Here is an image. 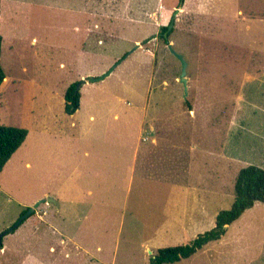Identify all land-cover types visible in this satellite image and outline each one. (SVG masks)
<instances>
[{
    "label": "rangeland",
    "instance_id": "obj_1",
    "mask_svg": "<svg viewBox=\"0 0 264 264\" xmlns=\"http://www.w3.org/2000/svg\"><path fill=\"white\" fill-rule=\"evenodd\" d=\"M26 1L10 9L6 3L11 16L0 26L8 78L0 87V123L34 131L0 175V233L48 192L57 193L60 208L74 205L76 166L94 170L79 182L92 185L97 217L75 227L66 217L75 234L79 229L78 242L41 204L15 234L7 232L12 251H0V264H10L12 253L11 264H149L159 248L212 229L213 214L234 201L239 170L264 168V0ZM177 7L167 39L189 61L186 98L181 63L161 37ZM138 43L110 76L81 86L79 118L65 114L70 84L108 71ZM87 109H98L94 120ZM46 117L61 133L79 131L78 145L37 135ZM140 122L150 140H141L131 174L114 143ZM183 182L207 195V218L178 240L170 234L180 228L170 207L175 199V210L183 205ZM166 264H264V203L246 210L221 239Z\"/></svg>",
    "mask_w": 264,
    "mask_h": 264
},
{
    "label": "crops",
    "instance_id": "obj_2",
    "mask_svg": "<svg viewBox=\"0 0 264 264\" xmlns=\"http://www.w3.org/2000/svg\"><path fill=\"white\" fill-rule=\"evenodd\" d=\"M11 2H14L12 4L15 7H20V6L25 5V2L27 3L28 1H26V0H11V1L10 0H0V26L4 25V21H5V17L6 16H8V17L11 16L10 12L5 11V7H4L5 4L8 3V7L10 9ZM4 39L5 38L3 36V41H4ZM6 78H7V75H6ZM83 96H84V93L82 94L80 108L74 114H67L65 112V109H64V112H65L66 115H69L70 117L79 118L78 117L79 116V112L82 110L81 109L82 106H84V97ZM87 110L91 111V109H87ZM97 110L98 109H92V111L89 112V114H91L92 112H96L97 113ZM118 113L119 112H115V114L113 116L114 119H120L121 115L118 114ZM89 118L91 120H94L95 119V115L91 114ZM47 120H48V117H46L45 121L43 122L44 124L42 126H40L39 131H37V135H39L40 137H46L47 136L49 141H51V138L53 137V139L55 141H59L60 145H62L63 143H73V142H75L76 146L78 145L77 141L80 139L79 138V135H80L79 131H77L76 133H70V135L61 133L58 130H56L55 128H53V126H50L49 125L50 121H47ZM130 124H134V123H130ZM71 125L76 127L78 125V123H76L75 121H72ZM156 127H157V125H156ZM28 131H29L28 136H27L26 140L24 141V143L22 145L27 144L28 139L31 137L32 133L34 132V131L32 132L31 128ZM151 131H154L153 128H152ZM55 132H56V134H55ZM142 132L144 134V131H143V128H142V122H140V126L135 127V130H134L133 133H128L129 137L125 136V138H123L121 140H115V143H114L116 145L118 151H119V155H118L119 159L121 157H122V159L124 158V163L129 167V173H131V174L134 173V172H131V171L134 170L135 158L137 156V153L140 152L141 140H143V141H149L150 140L149 134L145 136L147 138H145V139L142 138L143 137L142 136L143 135ZM152 141L154 143H157V139L156 138H153ZM71 150L73 151V148H71ZM16 152L14 153V155L16 154ZM89 153L92 154L91 151L86 152V154H88V155H89ZM128 153H129V155H128ZM12 157L7 162L5 167L11 161ZM109 157H111L110 150H109V154H108V158ZM52 159L55 160V157L52 158ZM27 165L29 166V165H31V163L27 162ZM62 167H63V163L58 162L56 160L55 163H54V169H56L57 171H61ZM79 169H80V167H77V166L72 169V172L75 173L74 174L75 175V180L73 182V187H72V190H73L72 192L74 193L75 196L71 197V202L75 201L74 205L71 204V206H69L68 210H66L65 208H60L59 199L56 196V194H57L56 192H55V194H52L50 192L45 194V196L46 195H48V196H52L53 195V197H57L56 198V201H57L56 204L55 205L53 204L55 207L54 206H50L52 204L51 202L42 203V207H44V210L47 211L46 214H48L49 216L51 215V217L53 219V221L51 223L55 227H61V229H63L65 231V233H67L69 236H71L72 240L78 241V242H79V233H78L79 229L76 227V234H75L73 232V230L70 228V226H68V221H66V217L69 216L70 218H72L71 220H73V222H71V224L72 225L75 224L74 227L75 226H83V225L89 226L90 222L92 221V223H94V221L96 220V217H97L96 216V212H95V206L96 205L94 203V198H91V195L92 194L94 195V192H93L94 189L92 190V185L87 182L88 185L84 186L83 184H81L79 182V178L81 176H91V177H93L94 170L90 169V172L87 171V173H85L84 170L80 171ZM1 173H0V175H1ZM176 183H178V182H174V184H176ZM183 184H184V185H182L183 188H181L182 189V193L185 194L183 205L180 206V208H177L175 210V206H176L175 205L176 204V199H175L174 200V204H172V206L170 207V209L171 208L173 209V212H172L173 220L175 218L176 222H178L179 226H180L179 230H177L176 232H175V230H172L174 233L170 232V234H172L173 236H176V238L178 240L179 239H185V237H186L185 234L188 233V231L190 230V228L192 227L194 222L204 223L206 218H207V216H206V214H207L206 203L208 202L207 195L206 194H204V195L201 194L200 193L201 189H196L195 186L191 187L192 184L189 183V182H183ZM198 187L201 188V185H199ZM86 188H88V189H86ZM194 190H196V191H194ZM191 198L193 199V201H192ZM96 202L98 203V201H96ZM48 204H50V205H48ZM28 207H30V206H28ZM218 212L219 211H217V212H215L213 214V217H215V223H216V216H217ZM33 216L34 215H32L31 217H28L27 220L28 219L30 220ZM102 217H103V219H106L107 217L110 218L111 216H109L108 214L103 212L102 213ZM229 227L230 226H228V229H229ZM16 230L13 231L12 234H15ZM5 237L6 236H4L3 239H2L3 246L0 247V251H5V253H7L6 246L8 247V249H10L12 251V247L11 246H13V245H10L9 243H7V242H10V241L9 240H4ZM35 237H37V236H35ZM24 238H28L29 241L28 240L27 241L31 242L30 236H24ZM13 255H14V253L9 255L11 257H9V259H7V260H10V264L12 263L11 259L14 258ZM23 256H25L24 259H26L28 255H23ZM39 262H40V260L38 261V263ZM29 264H36V263L30 262ZM44 264H46V262Z\"/></svg>",
    "mask_w": 264,
    "mask_h": 264
},
{
    "label": "trees",
    "instance_id": "obj_3",
    "mask_svg": "<svg viewBox=\"0 0 264 264\" xmlns=\"http://www.w3.org/2000/svg\"><path fill=\"white\" fill-rule=\"evenodd\" d=\"M167 29L168 25L161 27V37L166 42L168 39L164 36V32ZM173 30L169 32V36ZM2 47L3 36L0 33V87L6 78V72L1 64ZM77 83L78 81L70 84L65 92V112L67 114H74L80 108L82 92L76 89ZM28 133L27 128L0 123V173L14 153L22 146ZM256 202L264 203V168L250 164L239 170L235 182L234 201L230 208L223 209L217 214L216 223L212 229L199 234L189 243L159 248L149 264L175 263L191 257L211 242L221 239L226 234L228 226L238 220L246 210L252 208ZM28 209L29 207L23 210L22 214ZM34 214L35 212L32 215ZM23 222L18 224L14 231ZM2 246L3 242L1 241L0 247Z\"/></svg>",
    "mask_w": 264,
    "mask_h": 264
},
{
    "label": "water",
    "instance_id": "obj_4",
    "mask_svg": "<svg viewBox=\"0 0 264 264\" xmlns=\"http://www.w3.org/2000/svg\"><path fill=\"white\" fill-rule=\"evenodd\" d=\"M185 3V0H181L180 1V6H183ZM181 12V7H177L173 13L172 19L170 21V23L168 24V29L167 31L164 32V36L166 38L169 37V32L174 28L175 26V22H176V16ZM140 46V44H136L135 47H133L130 51H128L126 53V55L120 59L113 67H111L108 71L104 72L103 74L99 75V76H88L87 78H83L81 81H79L76 85V89L80 90L81 86L86 83V82H96V81H100V80H104L105 78H107L108 76L111 75V73L114 71V69L126 58L129 56L130 53H132L133 51H135L136 49H138ZM168 49L169 51L180 61L181 63V72L179 75V80L180 82L183 84L184 86V96L186 98V96L189 94V78H188V66H189V61L186 59V56L179 52L173 45V43L168 42ZM44 202H56V199L54 197H46V198H42L39 201H37L34 205L30 206L29 209L20 217V219L17 221L16 225H14L15 227L20 224L21 222H23L25 219H27L28 217H30L36 210V208H38L42 203ZM14 226L10 227L8 229V231H4L2 233H0V242L2 241L3 237L7 234V232H12L14 231Z\"/></svg>",
    "mask_w": 264,
    "mask_h": 264
}]
</instances>
